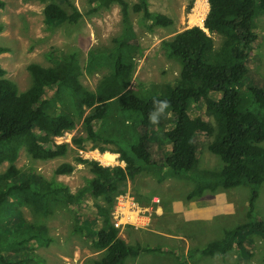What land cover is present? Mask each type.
<instances>
[{
	"label": "trees",
	"instance_id": "16d2710c",
	"mask_svg": "<svg viewBox=\"0 0 264 264\" xmlns=\"http://www.w3.org/2000/svg\"><path fill=\"white\" fill-rule=\"evenodd\" d=\"M45 1V0H41ZM66 3L70 13L56 3L44 9L45 19L51 24L69 23L75 25L82 18L81 12L69 0ZM92 12L117 4L121 9L122 35L113 39V46L106 49L137 48L131 24V13L142 14L155 25L168 27L173 21L149 10L147 0H137L130 6L127 0H87ZM209 11L203 26H193L161 43L168 58L182 65L180 80L168 86L165 93L150 98H140L130 89L134 75V57L127 62L123 55L115 63L98 58V66H109L111 72L104 76L95 91H89L80 82L83 68L76 53L63 54L53 51L49 59L56 64L43 68L31 64L28 70L34 80L33 86L20 93L18 87L6 78V71L0 65V164L9 162V169L0 175V206L7 203L12 193L21 201L31 205L38 212L49 214L55 206H70L78 210L81 221L77 231L92 240L105 256L96 264H125L127 258L142 254L167 252L159 247L129 245L113 227L110 207L120 193L119 186L142 171L140 162L152 165L151 152L147 146L148 134L139 138L124 140L126 148L118 151L125 167H106L95 160L77 158L76 162L87 165L95 178L75 194L65 186L44 181L40 178L16 183L18 169L13 165L19 151L26 147L36 159H54L64 156L69 144L55 142L54 138L75 128L77 120H83L89 139H100L95 134L97 122L104 121L114 104L122 111L138 114L141 126L148 128L152 115L166 108L175 116L174 126L164 135L171 143V153L165 158L164 166L174 176L195 172L198 165L196 134L213 137L208 150L218 156L224 166L220 171H203L190 198L201 196L206 190L215 192L219 188L232 189L241 186L251 188L247 202V221L234 229L226 230L220 241L210 243L200 254L225 257L233 249L237 252L238 264H248L253 252L246 249L245 239L257 235L264 239V221L256 216L255 204L259 198L258 188L264 183V85L250 89L252 101L244 106L238 86L250 74V56L258 43V32L254 18L257 9L264 11V0H207ZM5 4L0 1V10ZM204 27V29L202 28ZM3 27L0 25V33ZM207 32H206V31ZM212 35L222 38L215 48ZM126 39L131 41L126 43ZM133 39V40H132ZM135 51V50H134ZM8 49L0 46V54ZM104 53V50H98ZM95 50L90 52L87 69L96 67ZM219 93L220 98L209 96ZM205 100L207 112L213 114L218 123L216 132L212 125L201 117L190 115L191 102ZM161 104L167 107L161 109ZM90 113L86 114V111ZM84 140L76 138L73 143L82 149ZM103 153L104 149H100ZM73 171L70 164H62L58 174ZM103 198L106 206L93 203L91 198ZM32 234L22 243L42 237L49 242L42 231L32 228ZM181 260V259H180ZM0 264H9L0 256ZM179 264H188L181 260Z\"/></svg>",
	"mask_w": 264,
	"mask_h": 264
},
{
	"label": "rangeland",
	"instance_id": "374dc122",
	"mask_svg": "<svg viewBox=\"0 0 264 264\" xmlns=\"http://www.w3.org/2000/svg\"><path fill=\"white\" fill-rule=\"evenodd\" d=\"M0 1L5 4L4 9L0 10V25L3 27L0 46L8 49V52L0 54V65L6 71V78L18 87L20 93L29 90L34 84L28 67L31 64L43 68L53 67L56 63L48 56L56 51L77 54L83 68L80 82L89 91H95L101 79L111 72L109 66H98L102 64L97 62L98 58L114 64L120 55L127 62L132 53L131 57H135L131 91L140 98L160 96L168 86H174L180 80L182 70L179 61L166 56L161 43L193 27L189 22L196 8L204 10L208 7L206 15L209 11L207 0H147L152 13L170 18L173 24L158 26L145 19L141 13H131L134 42H137L138 47L125 50L127 47L106 49L113 46L114 38L122 35L121 9L117 4L92 12L87 0H69L81 12L82 18L75 25H55L46 21L44 9L48 4L56 3L70 13L68 5L61 0ZM127 1L130 6L137 2ZM254 23L259 40L250 56V74L238 86L244 106L252 101L250 89L264 85V11L257 9ZM212 37L215 48H219L222 38L218 35ZM129 41L131 39H126V43ZM102 49L104 53H99L98 50ZM92 50L97 56L96 67L88 70L86 67ZM209 97L218 100L220 94L212 93ZM188 111L193 117L205 119L218 131L217 120L207 112L204 99L199 103L191 102ZM88 113L90 110L86 111ZM139 117L133 112L122 111L119 104H114L108 117L95 125V134L100 138L96 141L88 138L83 120H77L73 130L54 138L59 143L69 144L65 155L54 159L33 158L26 147H22L13 163L19 171L16 183L40 178L65 186L75 194L95 178L87 165L76 162L77 158L95 160L106 167H125L118 154L119 150L126 148L124 140H134V136L139 138L145 132L148 134L147 146L151 152L152 165L140 162L138 165L142 166V171L133 180L119 186L120 193L110 207L111 222L118 230L119 237L127 244L159 247L169 253L142 254L127 258L125 264H179L182 259L188 264H238L234 249L225 257L220 254L206 256L199 251L212 242L220 241L226 230L247 221L251 188H219L212 193L206 190L201 196L190 198L201 177L198 176L200 172L220 171L224 166L222 160L208 150L213 137L196 134L198 165L195 172L174 176L164 166L165 158L171 153V143L164 133L174 126L172 110L166 108L161 111L156 115L155 122L151 120L148 128L141 126ZM76 138L84 140L82 149L73 143ZM261 146L264 147V142ZM101 148L104 149L103 153L100 152ZM106 153L115 156L111 163L101 160V156ZM62 164L72 165L73 171L58 174L57 169ZM11 165L9 162L0 164V175ZM218 191L225 194V201H232L233 214L209 218V210L208 213L187 212L199 202L202 205L209 204L210 196H217ZM258 192L256 216L264 221V183ZM91 200L106 206L103 198L92 197ZM119 203L127 204L124 205L122 217L119 215L116 218L115 207ZM79 221L81 215L74 207L55 206L49 214H44L23 203L16 193H12L8 202L0 206V256L9 264H96L105 256V250L97 249L92 240L77 231ZM31 227L42 231L50 241L38 237L22 243L32 234ZM245 243L246 249L253 252L248 264H264V239L252 234L246 237Z\"/></svg>",
	"mask_w": 264,
	"mask_h": 264
},
{
	"label": "crops",
	"instance_id": "0c3cea01",
	"mask_svg": "<svg viewBox=\"0 0 264 264\" xmlns=\"http://www.w3.org/2000/svg\"><path fill=\"white\" fill-rule=\"evenodd\" d=\"M225 199H226L225 194H223V192H221V191H218L217 196H215V197L210 196V200H209L210 205L208 203L202 205L199 202V205H195L193 209L192 208L188 209L187 212L189 214L190 213L195 214V212L197 213V211L208 213V210H209L211 213V215H209V218H212L215 215H222V216L231 215V214H233V212H232V201L228 200V202H227V201H225Z\"/></svg>",
	"mask_w": 264,
	"mask_h": 264
},
{
	"label": "bare ground",
	"instance_id": "6f19581e",
	"mask_svg": "<svg viewBox=\"0 0 264 264\" xmlns=\"http://www.w3.org/2000/svg\"><path fill=\"white\" fill-rule=\"evenodd\" d=\"M199 4V3H198ZM208 6V5H207ZM206 6V7H207ZM208 9L205 8L204 10L201 9V7L196 8L195 13L193 15L190 16V26H195V25H199L202 26L203 25V21L205 19L206 16V10ZM115 156L109 153L104 154L103 156H101V160L105 163H111L114 160Z\"/></svg>",
	"mask_w": 264,
	"mask_h": 264
},
{
	"label": "built area",
	"instance_id": "2783aa9c",
	"mask_svg": "<svg viewBox=\"0 0 264 264\" xmlns=\"http://www.w3.org/2000/svg\"><path fill=\"white\" fill-rule=\"evenodd\" d=\"M56 143L58 144H61L59 143L58 141H55ZM127 203H119L115 208H116V218H118V216L120 215L122 217V214H123V210L125 208L124 205H126ZM114 211V210H113ZM116 226H118V223H116Z\"/></svg>",
	"mask_w": 264,
	"mask_h": 264
},
{
	"label": "clouds",
	"instance_id": "9594fccd",
	"mask_svg": "<svg viewBox=\"0 0 264 264\" xmlns=\"http://www.w3.org/2000/svg\"><path fill=\"white\" fill-rule=\"evenodd\" d=\"M164 107H167V105L166 104H161V109H163ZM151 119L153 120V122H155L156 116L152 115Z\"/></svg>",
	"mask_w": 264,
	"mask_h": 264
},
{
	"label": "water",
	"instance_id": "95a60500",
	"mask_svg": "<svg viewBox=\"0 0 264 264\" xmlns=\"http://www.w3.org/2000/svg\"><path fill=\"white\" fill-rule=\"evenodd\" d=\"M204 29V27H202ZM206 31V30H205ZM207 32V31H206Z\"/></svg>",
	"mask_w": 264,
	"mask_h": 264
}]
</instances>
